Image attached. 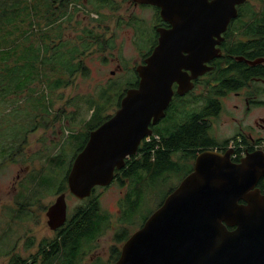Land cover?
<instances>
[{
	"label": "water",
	"instance_id": "obj_1",
	"mask_svg": "<svg viewBox=\"0 0 264 264\" xmlns=\"http://www.w3.org/2000/svg\"><path fill=\"white\" fill-rule=\"evenodd\" d=\"M134 1L159 6L174 28L161 30L155 52L137 66L139 86L126 91L120 107L90 131L75 156L67 183L79 199L89 197L96 186L111 184L116 169L136 153L152 132L151 122L165 115L172 83L179 81V92H184L183 69H191L194 76L213 68L206 62L217 54L215 42H205V34L220 36L246 0ZM189 32L201 33L196 45L201 59L183 57ZM262 177L263 150L239 162L232 160L230 150L200 152L193 171L127 239L115 264H264V192L258 186ZM67 207L62 192L46 212L52 230L66 222Z\"/></svg>",
	"mask_w": 264,
	"mask_h": 264
},
{
	"label": "rangeland",
	"instance_id": "obj_2",
	"mask_svg": "<svg viewBox=\"0 0 264 264\" xmlns=\"http://www.w3.org/2000/svg\"><path fill=\"white\" fill-rule=\"evenodd\" d=\"M113 1L116 9L98 0L73 1L69 16L63 21V37L68 46L79 44L84 28L88 27L106 37L113 34L115 47L103 49L90 39L93 45L83 56L88 66L86 72H78L68 85L54 91L48 87L47 80L38 79L32 85L36 94L32 92L34 89H25L0 106V264H9L15 254L24 255L29 261L37 257L36 264H41V256L37 255L39 248L57 236L47 223L46 212L60 194L58 189L66 184L72 159L88 133L86 122L98 124L113 115L124 88L132 80L133 71L129 66L138 61L140 40L123 23L133 9L128 0ZM251 10H264V0H248L243 12L249 14ZM136 14L149 19V8L136 10ZM147 43L142 44V50H148ZM115 57L125 71L117 66ZM235 104L242 105V99L232 93L224 100L226 113L213 120L214 135L219 142L236 132V122L230 115L239 118L242 111ZM259 116H264V108L253 107L248 117L245 116L246 122ZM20 146H23L21 152H16ZM51 155L54 159L48 164ZM193 161L191 156L179 158L177 164L153 177L136 193L128 184L127 194L135 193L137 198L134 203L137 213L132 214V223L127 222L128 231L133 233L143 225L146 216L159 207L168 191L176 188L190 172ZM123 189L114 183L96 190L102 211L110 215V226L90 247L87 243L76 254L80 258L83 251L87 252L82 264H91L99 255L107 264L113 263L112 258L108 259L109 249L114 244V232L122 227L119 201L124 196ZM67 201L70 218L78 206L85 204L68 191Z\"/></svg>",
	"mask_w": 264,
	"mask_h": 264
},
{
	"label": "trees",
	"instance_id": "obj_3",
	"mask_svg": "<svg viewBox=\"0 0 264 264\" xmlns=\"http://www.w3.org/2000/svg\"><path fill=\"white\" fill-rule=\"evenodd\" d=\"M73 1L78 2V0H0V106L7 102L10 96L19 95L25 89H34L32 85L38 79L47 80L48 87L54 91L68 85L71 78L81 70V62L78 59L93 45V43L83 41L87 39L88 33L92 34V31L85 28L79 44L67 45L63 37V21L69 16L70 4ZM98 1L101 4L115 7L113 0ZM252 16L257 17V13ZM230 70H221L219 79L223 80L226 77L223 72L228 73ZM230 77L236 78L235 76ZM229 86L235 87L236 83ZM35 91L34 89L32 92ZM123 95L120 96L119 105ZM218 108L219 104L214 101L212 105L202 109L200 119L196 118L197 116H189L183 126L167 140L163 139L161 131H157L155 135H158L159 139L152 137L144 146L143 156L133 160L132 164L124 169V176L129 179L128 183L134 188L135 193L138 188L144 189L153 177L161 175L166 168L177 164L179 158L189 156L195 158L196 154L204 151L206 147L220 144L208 134L211 121L204 119L213 114L217 115ZM102 122L94 125L91 124V120L86 122L88 133L76 150V154L87 142L90 131ZM75 138L78 140V137L75 136ZM22 147L16 148L15 151L21 152ZM179 149L183 154L174 156L172 153ZM53 159L54 156L51 155L48 164L52 163ZM136 175H138L137 181H135ZM258 186L264 192V177L260 179ZM173 189H170L167 195ZM67 190L66 184L63 183L57 192ZM135 193H131L132 196L128 193L123 205L121 222L124 227L117 230L122 239H126L132 232L128 231L127 222L132 223L131 216L137 213L134 206L137 201ZM97 197L94 193L84 199L85 204L78 206L77 212L66 223L63 236L57 234L53 241L40 247L41 264H82L87 252L83 251L84 254L78 257V261L76 254L110 223V215L102 211ZM37 261V257L32 262L25 259V264H34ZM9 262L10 264H22L19 254L12 255ZM92 264L101 263L97 261Z\"/></svg>",
	"mask_w": 264,
	"mask_h": 264
},
{
	"label": "flooded vegetation",
	"instance_id": "obj_4",
	"mask_svg": "<svg viewBox=\"0 0 264 264\" xmlns=\"http://www.w3.org/2000/svg\"><path fill=\"white\" fill-rule=\"evenodd\" d=\"M247 1L248 0L237 6L238 16L230 21L226 30L223 31L220 36L212 35V32H207L205 34V42H215L214 48L217 54L210 57L206 62L207 66L213 68L202 74L194 76H192L193 72L191 69H183V71L187 73H184L186 76L185 78L187 79H185V82L182 84L184 92H179V87L181 85L179 81H174L172 83L173 94L169 105L165 110V115L161 117L158 122H151L149 126L152 131L150 134L151 136L157 134V131H161L163 133L161 134L163 139L167 140L171 135L175 134L181 126H183L189 116H197L196 118L200 119L202 109L210 106V104L212 105V103L215 101L219 104L217 115L213 114L204 117V119L211 121V126L208 128V134L211 138H214L216 141H218L214 135L213 120L215 117L220 116L223 112L226 113V110L224 109V100L233 93L242 99V105H234L235 108L240 107L242 111V117L238 118L235 115H230V119L233 122H236V132L233 134V136L223 140L222 142H219V145H210L206 147L205 150L211 149L221 153H225L227 150H230L231 157L234 162L241 161V159L248 153L254 152L256 150L264 151V116L256 117L252 122L249 123L246 122L245 118V116L248 117L253 107L264 108V10L261 12L251 10L249 14L245 13V11L243 12ZM128 2L132 6L133 11L131 14H129L127 21L123 24L128 25L130 29H132V32H135L136 36L138 35L137 38L140 40V53L137 56L138 61H134L133 64L129 66L133 71V75L131 77L132 80L127 84V87L124 88V95L128 89L137 88L139 86L140 76L137 72V66L140 64H145L146 59L153 55L160 42L161 30L168 32L172 31L174 28L173 22L163 17L161 8L159 6L153 4H142L135 2L134 0H128ZM111 8L116 9V7ZM146 8H149V19L142 14H136V10H142ZM254 13H257V17L252 16ZM145 25H147L148 28H146ZM88 30H91L92 34L88 33L87 39L83 42H89L91 39L93 43L102 47L103 49L106 47L116 46V39L114 40L113 34L109 35V37H106V35L103 33L94 32L92 29ZM89 35H91V38H89ZM188 40L189 42L186 46L187 50L183 51V57L186 59H201V54H196V45L198 40L201 41V33L197 34L196 32H189ZM146 41L148 42L147 44L149 48L147 51H144L141 49V46ZM85 53L86 52H84V54ZM84 54L80 55L78 59V61L81 62V70L79 71L80 73L86 72L88 69V66L83 58ZM114 59L117 60V66L120 68L122 67V69L125 71L124 67L119 62V58L115 57ZM104 61L106 60L104 59ZM226 69L231 70L228 73H226V71L223 72L226 77H224L223 80H220V71ZM111 72L114 73V70ZM230 76H235L236 78L233 79ZM188 77H190L189 80ZM234 83H236L235 87L229 86ZM261 86L263 87L261 88ZM149 141L150 140H148L147 136L142 139L136 153L128 156L125 159V165L121 169H116L114 179L111 184L108 185L110 186L116 183L120 187L124 188V196L119 201V212H121L119 220L122 227H124V224L121 222V216L123 215L124 202L127 200L126 196L129 184V179L124 176V169L132 164L133 160L143 156L144 146ZM200 152L201 151L196 154V157ZM172 154L174 156H180L183 154V152L179 149ZM196 157L191 164L192 168L190 172L193 171ZM66 186L68 188L67 179ZM108 186H96L93 189L92 194L96 193L98 187L105 188ZM67 191L71 195L75 196L69 191V188ZM67 191H63L66 192V197ZM84 199L80 200L84 201ZM69 211L70 207L68 204L66 222L61 227L54 230L57 232V234H60V236H63L65 232L64 227L66 226V223L69 221V219H71L69 217ZM105 231L106 229H104L98 236L94 237L92 241L88 242V247H90L92 243L102 236ZM133 233L131 232L126 239H122L120 238L121 236L118 235L117 230L114 232V244L109 249L110 255L108 257V259H113L112 264H115L120 258L124 243ZM37 255L41 256L39 251ZM99 256L94 257V260H92L91 264L97 261L101 264H107V260H103L101 259L102 257L100 258ZM19 259H21L22 264H25L26 257L24 255L19 254Z\"/></svg>",
	"mask_w": 264,
	"mask_h": 264
},
{
	"label": "built area",
	"instance_id": "obj_5",
	"mask_svg": "<svg viewBox=\"0 0 264 264\" xmlns=\"http://www.w3.org/2000/svg\"><path fill=\"white\" fill-rule=\"evenodd\" d=\"M148 137V140H150L152 137H155L156 139H159V136L158 135H153V136H147Z\"/></svg>",
	"mask_w": 264,
	"mask_h": 264
},
{
	"label": "clouds",
	"instance_id": "obj_6",
	"mask_svg": "<svg viewBox=\"0 0 264 264\" xmlns=\"http://www.w3.org/2000/svg\"><path fill=\"white\" fill-rule=\"evenodd\" d=\"M149 136V135H148Z\"/></svg>",
	"mask_w": 264,
	"mask_h": 264
}]
</instances>
